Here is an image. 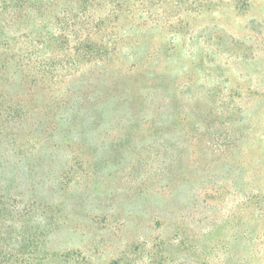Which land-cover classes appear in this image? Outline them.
I'll use <instances>...</instances> for the list:
<instances>
[{
	"label": "rangeland",
	"instance_id": "374dc122",
	"mask_svg": "<svg viewBox=\"0 0 264 264\" xmlns=\"http://www.w3.org/2000/svg\"><path fill=\"white\" fill-rule=\"evenodd\" d=\"M143 8L105 62L35 43L0 71V179L33 264H264L262 213L237 209L264 184V0Z\"/></svg>",
	"mask_w": 264,
	"mask_h": 264
},
{
	"label": "trees",
	"instance_id": "16d2710c",
	"mask_svg": "<svg viewBox=\"0 0 264 264\" xmlns=\"http://www.w3.org/2000/svg\"><path fill=\"white\" fill-rule=\"evenodd\" d=\"M146 1L0 0V71L9 70L17 59L15 66L18 68L24 64L27 66L32 64L34 57L32 49L35 43L47 45L46 49L56 48L65 52V57L68 55L72 57L69 60L73 66L105 62L112 46L117 44V40L114 39L118 21L137 12H140L141 16L146 15L147 12L143 10ZM108 30L111 40L109 38L107 42L101 35L108 33ZM24 42L29 43L26 52H23V48H18ZM71 42H74V46L65 50ZM53 63L52 61L49 65L55 73L65 65L57 63L55 66ZM1 149L0 147V153ZM2 161L0 154V176L4 173ZM248 190V195L237 209L248 213L258 209L262 213L261 218H264V184ZM21 202V196L7 192L0 179V264H33L32 255L41 251V244L37 241L40 237L36 236L37 234L31 233L28 243L25 241L29 229L28 226L26 228L20 225V222L27 218V215H22L19 210ZM20 238H23L22 244L17 249L12 246V242H17ZM201 252L205 250L201 248ZM227 257L222 264H231L232 260H229L231 256ZM201 261L202 264H210L208 259ZM237 264H241V261L237 260Z\"/></svg>",
	"mask_w": 264,
	"mask_h": 264
}]
</instances>
